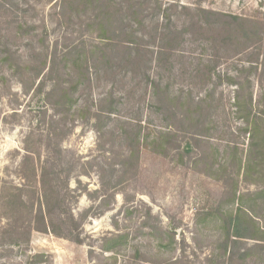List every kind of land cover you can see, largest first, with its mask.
Masks as SVG:
<instances>
[{"label": "rangeland", "instance_id": "obj_1", "mask_svg": "<svg viewBox=\"0 0 264 264\" xmlns=\"http://www.w3.org/2000/svg\"><path fill=\"white\" fill-rule=\"evenodd\" d=\"M136 1L141 23L118 16L113 26L117 36L133 28L140 37L131 66L117 37L103 58L107 43L76 3L0 0V264H217L219 232L201 218L235 207L229 184L205 167L215 154L238 180L237 163L253 154L233 83L248 79L254 103L264 98V0ZM203 10L221 17L205 20ZM76 49L89 63L60 81L63 58ZM76 77L77 105L58 109L57 95ZM153 82L169 106L153 95ZM110 94L116 113L98 120ZM201 100L212 114L209 144L201 126L180 120L199 118ZM166 131L175 133L168 156L152 148L131 154V140L153 143ZM254 183L240 176L239 191L260 190ZM257 213L264 227V209ZM118 235L126 242L110 244ZM256 255L250 264H264Z\"/></svg>", "mask_w": 264, "mask_h": 264}, {"label": "trees", "instance_id": "obj_2", "mask_svg": "<svg viewBox=\"0 0 264 264\" xmlns=\"http://www.w3.org/2000/svg\"><path fill=\"white\" fill-rule=\"evenodd\" d=\"M138 1L140 0L136 2ZM134 2L135 0H122L120 4H117L115 0H62V3L69 5H75L76 3L78 8H82L81 11H89L88 19L92 16V20L90 23L88 22L87 28L89 30H97L99 38L107 43L108 53L104 55L105 53L103 52L101 54L103 58H110L113 52L111 44L117 37L122 39L123 45L120 48L125 52V57L127 56V64L131 66L136 65L135 62L140 58V51L133 53L130 50L131 44L140 37L133 28H129L126 31L122 28L124 32L121 31V34L118 33L117 36L114 33L113 26L118 16L121 19L119 21L120 24L123 22L132 24L135 22L134 20L141 23L143 15H141L142 12L138 7L142 6V4L136 6ZM201 15L205 20L221 17L220 14L211 13L207 10H203ZM99 49L98 47L95 48V50ZM84 50L76 49L65 54L63 63L61 64L62 70L59 69L58 72L60 81H62L60 73L67 76L77 70L80 71L83 66L87 67L89 57ZM93 52L94 50L92 49L91 54ZM72 80L74 84L70 88H61L57 95L55 105L58 109H72L77 105L78 101L75 99V92L78 90L79 85L82 84V81L80 78ZM233 85L237 88L234 98L236 114L245 125L246 132L250 135L253 156L250 155L249 159L247 158L245 161L240 160L237 163V171L235 172L236 177H238L237 180L232 175L227 176L225 174L227 169H225L222 163H219L215 154L211 155V161L205 167V175L216 180H221L225 185L229 184L230 189L228 190L227 197L235 209L224 211L222 205H220L215 212L202 215L201 224L206 225L207 223V225H210L213 222L216 230L219 232V241H217L214 253L212 254L217 264H250L251 262L256 263L259 261L257 253L264 254V227L260 225V217H258L259 214L257 213L259 210L263 211L264 209V98L260 99L259 103H254V94L251 89L252 83L248 79L243 83L238 82L233 83ZM152 88L153 95L160 96L162 94L160 84L153 82ZM159 103L162 107L169 106L170 99L166 90L161 95ZM204 103L205 101L201 100V116L199 118L196 117L197 114L192 113L185 115L180 120L181 124L189 123L192 128L200 129L201 126V135L199 134L200 131H195V134L201 136V143L209 144L207 140L211 131L209 128L211 127L207 126L206 122L211 121L212 114L211 110L202 107ZM116 104V100L110 94L107 99L99 102L96 118L99 120L101 115H105L106 119H110L116 113ZM174 138V132L166 131L165 133H159V136L153 140V143H149L147 138L139 135L138 138L131 140L129 147L131 154L140 152L142 148L147 150L152 148V152L168 156L169 146ZM205 158V156H201V163L206 162ZM232 163L234 164L235 162ZM216 167L218 168L216 169ZM240 176L243 177L245 182H252L253 180L254 184L261 185V189L253 193H241L238 187ZM50 214L51 211L48 207L46 208L45 215L44 211L40 210L39 221L43 226L42 229L40 228L42 232L48 231L45 216H50ZM126 240L125 235H118L110 239L109 243L115 244L119 241L125 243ZM248 241L253 242V245L247 246L246 243ZM209 263L213 264V261L210 260Z\"/></svg>", "mask_w": 264, "mask_h": 264}]
</instances>
